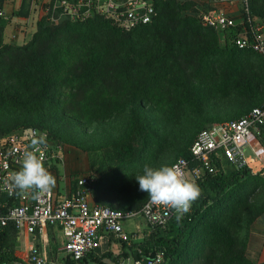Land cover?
I'll list each match as a JSON object with an SVG mask.
<instances>
[{"label":"trees","instance_id":"trees-1","mask_svg":"<svg viewBox=\"0 0 264 264\" xmlns=\"http://www.w3.org/2000/svg\"><path fill=\"white\" fill-rule=\"evenodd\" d=\"M34 1L22 0L11 17H28ZM4 2L0 0V148L4 135L20 125L45 130L57 143L50 122L66 118L89 129L125 116L121 132L93 147L97 148L93 154L84 149L90 170L99 174L91 191L99 204L119 209L107 193L123 180L124 171L142 165L151 143L162 148L148 119L139 114L140 107L174 93L179 96L177 104L191 96L201 99L195 80L219 68H226V76L221 85L211 87L210 96L225 97L238 90L252 98L261 87L260 79L243 77L242 83L235 79L249 57L264 65L262 53L239 48L236 40L251 39V25L264 22V0H247V7L241 6V23L224 29L210 27L202 15L190 13L194 0L156 1L152 21L130 29L95 10L84 19L72 17L51 0L42 5L46 13L23 43L5 40L10 19L3 12ZM194 136L177 149L178 156H189ZM258 142L264 148V126ZM227 163L232 166L229 171L218 162L215 171L190 177L202 191L190 211L180 219L175 213L165 226L147 225L144 237L128 247L131 254L148 258L162 251V264H264L245 255L251 226L257 224L264 231V166L254 173L246 165ZM17 236L13 223H0V264H24L14 254ZM121 243L117 255L91 252L77 264H116L128 256L127 245ZM52 252L55 258V248ZM66 257V264H76Z\"/></svg>","mask_w":264,"mask_h":264},{"label":"built area","instance_id":"built-area-1","mask_svg":"<svg viewBox=\"0 0 264 264\" xmlns=\"http://www.w3.org/2000/svg\"><path fill=\"white\" fill-rule=\"evenodd\" d=\"M156 1L159 0H57L64 13L72 17L84 19L95 10L111 23L125 29L150 23L156 13ZM233 1L247 7V0ZM202 20L215 29H224L235 23L224 12L204 14ZM250 30L252 38L239 37L236 44L239 48L253 47L264 55V33L253 25ZM263 126L264 104L253 107L239 118L213 123L195 135L188 148L189 156L179 157L171 166H178L187 179L215 171L216 164L223 159L251 169V160L246 151L253 150L252 140L258 142ZM39 134H45L46 146L39 155L46 169L50 171L62 162L61 145L52 141L45 130L35 127L23 129L4 141L0 148V223L10 222L18 230L25 229L31 233L40 232L48 226L59 228L64 237L62 251L76 264L97 249L102 234H110L127 245L128 256L116 264H162V251H156L148 258H137L131 254L129 248L136 236L124 229L123 222L141 216L150 227L165 226L176 213L174 209L154 205L149 197L139 209L133 211L91 205L88 197L95 178L90 174L74 176L72 191L60 197L52 188L37 199L13 186L11 177L22 167L23 152L31 150V140ZM26 262L54 264L52 260L45 259L36 246L30 248Z\"/></svg>","mask_w":264,"mask_h":264},{"label":"rangeland","instance_id":"rangeland-1","mask_svg":"<svg viewBox=\"0 0 264 264\" xmlns=\"http://www.w3.org/2000/svg\"><path fill=\"white\" fill-rule=\"evenodd\" d=\"M43 0H39L36 5L31 9V14L28 19L23 22L13 20L10 26L5 29V40L15 41L16 43H23L27 41L35 30L36 22L46 13V10L41 8ZM180 2L193 1V0H178ZM195 3L189 8V12L197 17L208 14L213 10L227 13L233 9V3L238 1L233 0H194ZM19 0H5L3 4V12L11 20L12 12L18 8ZM222 4L221 7L216 8L215 4ZM214 5V6H213ZM210 7V10L206 12L205 7ZM235 8V7H234ZM42 9V10H41ZM241 10V7L239 8ZM16 17V16H15ZM202 19V18H201ZM235 22V21H234ZM261 33L264 30L260 28V23L256 26ZM253 48V47H251ZM263 61L257 57H249L242 67L237 71L235 79L238 83H242L240 78L251 77L254 79H260L261 87L254 92V96L249 98L241 96L238 90L231 91L225 97L210 96L211 87L218 86L226 76L224 72L226 68H219L215 71L205 73L200 80H195L194 86L201 93V99H196L191 96L190 101L182 104H177L176 99L179 97L177 93H174L172 97L166 96L161 101L151 102L140 107L139 114L145 116L148 119V123L153 129L154 135L161 141L162 148L157 150L155 144L151 143L148 147V151L143 154L142 165L134 169H128L123 172V180L113 187L108 193L107 197L111 200L116 208L125 210H137L141 207L142 203L148 198V193L139 190L138 182L135 176L143 174V168L145 165L158 168L160 166L169 165L178 159L177 149L184 147L185 141L194 133L196 135L201 127L210 126L213 123L225 121L235 118L247 113L250 109L256 105L264 103V72ZM206 72V71H205ZM221 85V84H220ZM245 112V113H244ZM239 117V116H238ZM125 116H117L108 122L99 123L94 127L85 129L76 122L68 120L66 118L59 121L50 122L52 130L58 138V144L61 145V154L64 157L65 146L72 151L79 154L81 158L86 157L87 149L93 154L96 152L97 147L103 143L109 141L119 132L125 124ZM23 126H17L4 135L5 141L13 134L23 130ZM195 137V136H194ZM85 149V150H84ZM262 157L264 156V148L259 146ZM78 161L80 162L79 157ZM65 158H62V162L58 163V172L62 177H65ZM222 167L225 171H229L230 167L226 159L222 161ZM264 164V158L261 160ZM254 169V168H253ZM256 171V170H255ZM257 172V171H256ZM86 173V172H85ZM82 173V174H85ZM95 178H98L99 174L96 170H90L87 172ZM255 173V172H254ZM81 174V175H82ZM80 175V174H78ZM73 176V175H72ZM76 176V175H75ZM263 195L259 194L258 199H262ZM139 221L141 226L140 232H136L135 241H140L144 237V231H147V223L140 217H135L131 224L135 221ZM124 223V222H123ZM250 239L246 245L245 255L254 262H260L264 258V231L260 230L259 225L254 224L250 228ZM249 233V234H250ZM118 241V240H117ZM115 243V242H113ZM117 245L112 244V249L116 250ZM66 254H56L55 258H47L52 260L54 264H66ZM24 264H30L26 261H22ZM97 264V263H92Z\"/></svg>","mask_w":264,"mask_h":264},{"label":"clouds","instance_id":"clouds-1","mask_svg":"<svg viewBox=\"0 0 264 264\" xmlns=\"http://www.w3.org/2000/svg\"><path fill=\"white\" fill-rule=\"evenodd\" d=\"M46 146L45 134L34 135L31 150L22 155V167L11 177L13 186L20 191L32 190L34 198L55 187L56 178L44 166L39 155ZM139 190L148 193L154 205L168 206L175 210L177 219L190 211L191 205L202 194L200 187L186 178L178 166L158 168L145 165L143 174L135 176Z\"/></svg>","mask_w":264,"mask_h":264},{"label":"crops","instance_id":"crops-1","mask_svg":"<svg viewBox=\"0 0 264 264\" xmlns=\"http://www.w3.org/2000/svg\"><path fill=\"white\" fill-rule=\"evenodd\" d=\"M21 1L22 0H19L18 7L20 6ZM38 1L39 0H35L32 3L31 9L34 7L33 5H36V3ZM50 1L51 0H43L41 3V8H42L43 4H48ZM232 5L235 8L233 7V9L228 11L227 14L229 16H231L235 22L241 23L243 14L239 8L242 6V4H241V2H237V3H233ZM215 6H216V8H219L222 6V4H220V6H219V3L216 2ZM213 10L214 11H212V12H217V10H215L214 8H213ZM212 12H210V13H212ZM218 12H220V11H218ZM30 14H31V12H30ZM28 17H20V16L15 17V16H13L7 26H10V24L13 22V20H17L18 22H23V20L28 19ZM260 28L262 30H264V22L262 24H260ZM252 144H253V150L247 149L246 154H247L248 158L251 160L250 167H251L252 172H256V171H260L263 168L264 164L262 165L261 160H263L264 156L262 157L260 150H258L259 146H260V149L262 146L257 142L256 139L252 140ZM77 157H79L80 162L78 161ZM63 158H65V162H64L65 163V168H64L65 177H62V175L59 174L58 167H56V166L52 167L51 170L49 171L56 178V184H55V187L53 189H54L55 193H57V196H59V197L62 196L63 194H67V193L72 191L73 185H74L73 178L75 175L76 176L78 174L81 175L82 173H85V172H86L85 174H89L87 172L90 169L89 168V159H88L87 153H86V157L81 158L77 152L72 151L71 149H68L65 146ZM25 192L29 193L32 197L34 195L32 190H27ZM88 200H89V203L91 205H103V204H99L96 202V199L92 193L89 194ZM137 217H140V216H137ZM134 218L127 219L123 223L124 229L133 235H135L136 232H140V229H141V226H140L138 220L135 221V223L131 224L130 221L133 222ZM63 241H64L63 233L57 227L48 226L45 229L41 230L40 232L35 231L32 233L25 230V229L18 230L17 245H16V249H15L14 254L21 261H27V255H28L30 248L32 246H36V247H38L41 255L45 259H47V258L50 259L53 257V252H52L53 248H55L56 254H59V253L64 254V252L62 251ZM113 242H115V243H113ZM112 244L117 245L116 250L112 249ZM121 247H122L121 241H119V240L117 241V239L114 238L110 234L109 235L102 234L100 237L99 246L94 251V253L96 255L100 256V255L104 254L105 252L110 251L113 255H117L118 253H120ZM104 260H109V259L104 258ZM263 260H264V258L262 260H259V261H263Z\"/></svg>","mask_w":264,"mask_h":264}]
</instances>
